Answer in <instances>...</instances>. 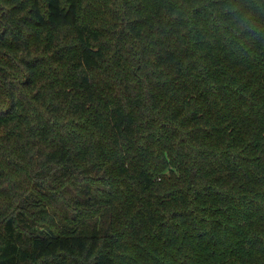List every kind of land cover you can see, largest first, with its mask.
<instances>
[{
	"label": "trees",
	"instance_id": "obj_1",
	"mask_svg": "<svg viewBox=\"0 0 264 264\" xmlns=\"http://www.w3.org/2000/svg\"><path fill=\"white\" fill-rule=\"evenodd\" d=\"M0 264H264V0H0Z\"/></svg>",
	"mask_w": 264,
	"mask_h": 264
}]
</instances>
